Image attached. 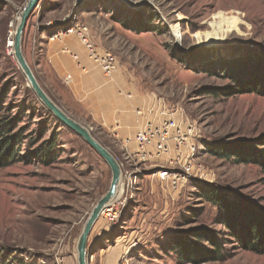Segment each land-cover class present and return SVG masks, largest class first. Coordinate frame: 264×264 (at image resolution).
I'll return each instance as SVG.
<instances>
[{
	"label": "rangeland",
	"instance_id": "rangeland-1",
	"mask_svg": "<svg viewBox=\"0 0 264 264\" xmlns=\"http://www.w3.org/2000/svg\"><path fill=\"white\" fill-rule=\"evenodd\" d=\"M26 2L0 0V117L16 123L22 139L21 158L0 168V252L36 264H77L78 236L107 192L111 172L82 138L59 123L36 98L12 57L8 42L13 41L18 13ZM88 16L97 27L117 32V48H124L134 76L141 75L148 92L167 112L150 119L172 117L196 127V160L201 166L196 182L172 192L168 183L152 174L169 163L150 161L144 167L131 160V170L141 171L135 199L116 226L101 216L97 219L87 243L89 264H117L126 252L128 264H182L171 248L181 233L198 227L224 231L219 224L221 211L199 196L198 185L208 182L264 210L260 169L214 156L207 149L264 138V96H211L205 93L207 87L232 85L231 80L198 71L193 69L197 65L189 67L181 60L189 48L209 45L222 57L256 58L258 71L264 74V0H40L23 31V55L50 99L87 127V120L80 116L84 109L48 66L46 39L73 22L85 23ZM141 19L156 30L133 31L131 27ZM142 81L135 84L139 91ZM90 132L121 162L125 138L107 132L110 138L105 139L96 129ZM53 138L54 161L45 164L28 156ZM231 245L226 244L230 255L224 260L201 264H264V254Z\"/></svg>",
	"mask_w": 264,
	"mask_h": 264
},
{
	"label": "trees",
	"instance_id": "trees-1",
	"mask_svg": "<svg viewBox=\"0 0 264 264\" xmlns=\"http://www.w3.org/2000/svg\"><path fill=\"white\" fill-rule=\"evenodd\" d=\"M131 29L136 32L155 31L156 29L142 21ZM181 59L186 65L210 75H220L231 80L232 85L207 87L205 93L211 96L231 97L237 94H259L264 96V74L256 58L222 57L221 51L209 46L198 45L185 51ZM3 105L0 101V113ZM16 123L0 117V168L15 162L19 156L20 133L15 130ZM54 138L47 144L31 151L30 158L39 159L49 164L56 159ZM208 151L220 158L232 160L236 164L256 165L264 174V138L249 141L240 140L230 143L208 145ZM198 194L205 201L215 205L220 211L219 224L223 232L205 227H198L176 237L171 248L176 251L182 264H201L218 262L230 254L226 244L232 249H241L256 254H264V210L255 207L240 195L229 196L216 186L206 182L197 186ZM201 242V243H200ZM0 264H36L25 261L18 255L0 252Z\"/></svg>",
	"mask_w": 264,
	"mask_h": 264
},
{
	"label": "crops",
	"instance_id": "crops-1",
	"mask_svg": "<svg viewBox=\"0 0 264 264\" xmlns=\"http://www.w3.org/2000/svg\"><path fill=\"white\" fill-rule=\"evenodd\" d=\"M90 17L82 18L87 20L85 23L90 27L91 41L102 49L108 48L115 52L117 68L112 75L104 76L88 59L87 52L79 40L71 36L60 40L46 39L48 66L63 82L65 76L70 75V81L66 85L73 100L84 109L80 116L83 117L82 120H87L85 122L88 127L96 129L105 139L110 138L107 132L115 133L122 139H132L147 119L167 112L158 106V100H154L155 95L148 92L141 75L134 76L124 48H117V32L97 27L96 21ZM69 52L77 56L87 72H82L77 67ZM139 79L142 81L141 91L135 85ZM138 111H141V114H137ZM117 150L119 151L118 148Z\"/></svg>",
	"mask_w": 264,
	"mask_h": 264
},
{
	"label": "built area",
	"instance_id": "built-area-1",
	"mask_svg": "<svg viewBox=\"0 0 264 264\" xmlns=\"http://www.w3.org/2000/svg\"><path fill=\"white\" fill-rule=\"evenodd\" d=\"M67 36L76 37L79 40L87 52L88 59L101 70L104 76L110 77L116 70L117 63L114 52L108 48L102 49L91 41L90 27L87 24L73 22L67 28H61L51 34L49 40H60ZM69 54L73 57L77 67L82 72H87L86 67L81 65L77 56L70 52ZM69 81L70 75L67 74L64 82L68 84ZM137 114H141V111H138ZM181 123L182 120L172 117H163L159 120L147 119L132 139L125 138L121 141L120 149L123 151V157H121V162L117 160L121 169L119 192L100 213L107 223L111 222L113 226H116L126 207L135 199L137 190L135 185L140 178L141 171L131 170L132 165L129 163L131 160L136 164H143L144 167H147L146 163L150 161L165 160L169 163L168 167L156 168L152 174L160 182L168 183L172 192L177 191L184 183L199 179L197 169L201 166L197 164L198 148L194 140L196 127ZM89 129L92 128L89 127ZM131 145L133 148H130ZM102 234L103 232H100L98 236ZM96 239L98 237L94 238V240ZM87 252H89L88 249ZM126 255L127 252L117 264H128Z\"/></svg>",
	"mask_w": 264,
	"mask_h": 264
},
{
	"label": "water",
	"instance_id": "water-1",
	"mask_svg": "<svg viewBox=\"0 0 264 264\" xmlns=\"http://www.w3.org/2000/svg\"><path fill=\"white\" fill-rule=\"evenodd\" d=\"M40 0H27L18 13L17 23L13 33L12 55L26 77L28 86L32 89L36 98L63 126L74 132L77 136L98 154L106 163L111 172V181L107 192L96 202L90 214L84 222L83 228L76 243L77 264H89L87 255V243L92 227L100 216L101 210L115 198L119 192L121 183V169L117 159L98 141L90 129L82 123L76 121L64 112L50 97L43 91L37 82L30 66L28 65L22 51V37L29 15L37 7Z\"/></svg>",
	"mask_w": 264,
	"mask_h": 264
},
{
	"label": "bare ground",
	"instance_id": "bare-ground-1",
	"mask_svg": "<svg viewBox=\"0 0 264 264\" xmlns=\"http://www.w3.org/2000/svg\"><path fill=\"white\" fill-rule=\"evenodd\" d=\"M10 41V40H9ZM8 46H9V49L12 51V48H13V42H9V44H8ZM11 46V47H10ZM13 54V53H12ZM120 185V184H119ZM102 211V210H101ZM101 213V212H100ZM100 217V216H99ZM102 219V218H101ZM88 255V254H87Z\"/></svg>",
	"mask_w": 264,
	"mask_h": 264
}]
</instances>
